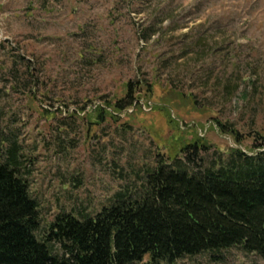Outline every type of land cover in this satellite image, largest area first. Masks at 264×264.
<instances>
[{
    "label": "rangeland",
    "instance_id": "1",
    "mask_svg": "<svg viewBox=\"0 0 264 264\" xmlns=\"http://www.w3.org/2000/svg\"><path fill=\"white\" fill-rule=\"evenodd\" d=\"M235 78L242 84L230 100L223 86ZM128 81L154 83L153 96L139 93L141 108L87 136L88 120L70 115L117 99ZM171 86L193 92L197 106L171 98ZM216 119L264 133V0H0V133H16L30 160L40 235L61 212H98L152 165L158 146L180 137L214 145L206 167L229 147L250 150L251 140L241 145ZM221 254L175 264H264L239 248Z\"/></svg>",
    "mask_w": 264,
    "mask_h": 264
},
{
    "label": "trees",
    "instance_id": "2",
    "mask_svg": "<svg viewBox=\"0 0 264 264\" xmlns=\"http://www.w3.org/2000/svg\"><path fill=\"white\" fill-rule=\"evenodd\" d=\"M228 80L223 92L232 100L242 80ZM154 85L128 81L117 99H105L90 111L79 107L70 116L88 120L89 136L93 126L118 124L128 109L141 108L139 93L151 98ZM169 89L171 98L198 103L193 92ZM29 92L36 100V90ZM216 122L241 145L251 140L250 150L229 147L226 159L206 167L204 153L214 145L199 135L180 137L170 149L158 146L152 165L122 185L107 205L95 214L61 212L47 235H40V203L31 193L24 145L16 133H0V264H142L146 259L175 264L209 251L217 260L232 248L264 259V133L247 134L229 121ZM170 125L181 130L174 119ZM117 173L123 181L124 173ZM53 241L63 255L55 253Z\"/></svg>",
    "mask_w": 264,
    "mask_h": 264
}]
</instances>
